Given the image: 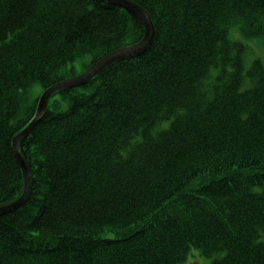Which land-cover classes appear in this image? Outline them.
<instances>
[{
  "label": "trees",
  "instance_id": "obj_1",
  "mask_svg": "<svg viewBox=\"0 0 264 264\" xmlns=\"http://www.w3.org/2000/svg\"><path fill=\"white\" fill-rule=\"evenodd\" d=\"M133 1L152 45L50 98L20 144L31 192L0 217V264H264V62L246 69L230 37L264 39V0ZM143 35L103 0H0V205L24 189L28 92Z\"/></svg>",
  "mask_w": 264,
  "mask_h": 264
},
{
  "label": "water",
  "instance_id": "obj_2",
  "mask_svg": "<svg viewBox=\"0 0 264 264\" xmlns=\"http://www.w3.org/2000/svg\"><path fill=\"white\" fill-rule=\"evenodd\" d=\"M103 1L113 6L124 9L125 11L130 13L134 18H136L144 27L143 38L134 44L117 49L103 56L94 64H92L86 71L78 75L72 76L70 78H67L63 81H60L54 84L53 86H51L50 88L46 89L42 93L37 103V109L34 119L25 129H23L13 139V150L21 165L23 172V178H24L23 193L18 199L0 205V217L10 214L22 208L29 198L31 192V172L27 161L25 160V158L23 157L20 151V144L24 139H26L30 135L34 126L45 115L50 98L59 91L77 88L88 84L94 77L98 76L101 72H103L106 68H108L112 64L139 57L141 54L146 52L152 45V42L155 37V26L150 14L144 7H142L141 5L137 4L132 0H103Z\"/></svg>",
  "mask_w": 264,
  "mask_h": 264
},
{
  "label": "rangeland",
  "instance_id": "obj_3",
  "mask_svg": "<svg viewBox=\"0 0 264 264\" xmlns=\"http://www.w3.org/2000/svg\"><path fill=\"white\" fill-rule=\"evenodd\" d=\"M230 37L234 40L242 41L246 45L247 52L245 53L244 56V63L246 69H248L252 65V63L257 59H260L264 62L263 38L258 37V38L245 39L244 37H242L237 27L231 28ZM88 63H89V58H80L78 61L74 63L72 67H70V69L73 72H77L80 74V72L82 73V71L87 67ZM212 72L215 74L217 70H214ZM248 86H249L248 81H245L241 89L244 91L247 89ZM35 88L37 87L35 86L34 88H32L30 92H28L29 96L33 99L36 97L37 98L40 97L44 92L43 89L38 88L37 90ZM260 241L264 242V236L260 238ZM223 254L224 253L221 252L215 254L213 257L210 258V257L202 256L199 251H195L191 255L189 263L191 262L192 264H211L215 258H220Z\"/></svg>",
  "mask_w": 264,
  "mask_h": 264
},
{
  "label": "bare ground",
  "instance_id": "obj_4",
  "mask_svg": "<svg viewBox=\"0 0 264 264\" xmlns=\"http://www.w3.org/2000/svg\"><path fill=\"white\" fill-rule=\"evenodd\" d=\"M133 1V0H132ZM135 2V1H134ZM138 4V3H137ZM134 44V43H133ZM131 45V44H130ZM128 46V45H127ZM127 46H125V47H127ZM109 54V53H108ZM107 55V54H106ZM129 60H131V59H129ZM124 61H126V60H124ZM53 86V85H52ZM50 88V87H49ZM48 89V88H47ZM46 90V89H45ZM44 90V91H45ZM38 100H39V97H38Z\"/></svg>",
  "mask_w": 264,
  "mask_h": 264
}]
</instances>
